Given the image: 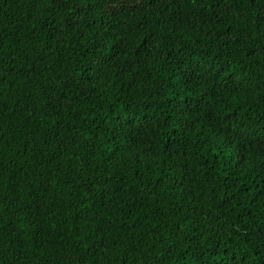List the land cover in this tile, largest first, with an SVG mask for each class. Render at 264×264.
<instances>
[{
	"label": "trees",
	"instance_id": "obj_1",
	"mask_svg": "<svg viewBox=\"0 0 264 264\" xmlns=\"http://www.w3.org/2000/svg\"><path fill=\"white\" fill-rule=\"evenodd\" d=\"M0 264H264V0H0Z\"/></svg>",
	"mask_w": 264,
	"mask_h": 264
}]
</instances>
